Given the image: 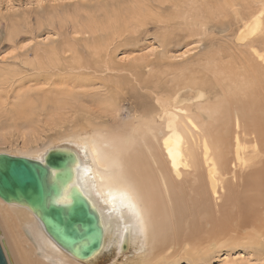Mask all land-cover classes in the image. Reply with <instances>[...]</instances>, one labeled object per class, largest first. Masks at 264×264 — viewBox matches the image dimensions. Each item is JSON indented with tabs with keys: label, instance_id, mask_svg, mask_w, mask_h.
Returning <instances> with one entry per match:
<instances>
[{
	"label": "bare ground",
	"instance_id": "obj_1",
	"mask_svg": "<svg viewBox=\"0 0 264 264\" xmlns=\"http://www.w3.org/2000/svg\"><path fill=\"white\" fill-rule=\"evenodd\" d=\"M213 1H204L203 16L214 10L223 15V22L231 17L233 25L239 18L244 21L235 45L241 57L232 51L227 61L210 63L211 70L205 68L207 76L210 73L207 82L205 69L197 72L203 73L199 78L205 83L195 80L190 87L193 106L176 110L178 105L172 107L166 94L157 97L153 107L132 108L142 116L130 114V120L115 127L91 121L68 137L66 144L25 157L43 161L49 151L57 149L76 154L74 185L98 211L104 228L98 257L113 249L120 255L126 247L144 264H165L180 253V258L198 262L207 257L209 248L220 245L248 248L264 264V54L255 47L264 32V0ZM201 14H177L173 18L177 21L184 16L176 24L158 21L165 42L185 35L179 29L176 33L174 24L198 26L205 32L208 22ZM113 34L119 40L124 33L114 29ZM110 46L91 51L89 64L77 58V51L70 61L56 53L51 57L58 72L104 73L95 77L103 80L109 93L105 111L117 118L120 110L115 103L122 99V85L108 55ZM242 54L250 56L242 58ZM42 59L38 56L36 61ZM59 62L67 66L60 67ZM182 100L186 99H176ZM67 192L59 202L68 201ZM0 211L11 224L9 233L22 264L96 263L98 257L82 262L62 249L30 209L0 199ZM2 246L12 264L6 245Z\"/></svg>",
	"mask_w": 264,
	"mask_h": 264
},
{
	"label": "rangeland",
	"instance_id": "obj_2",
	"mask_svg": "<svg viewBox=\"0 0 264 264\" xmlns=\"http://www.w3.org/2000/svg\"><path fill=\"white\" fill-rule=\"evenodd\" d=\"M204 1L207 0H0V154L36 156L44 149L66 144L68 137L82 127L87 128L91 121L108 127L128 121L130 114L140 113L132 110L134 106L153 107L157 97L166 94L171 97L172 107L178 105L176 110L193 106L190 87L195 80H203L199 78L203 73H199L205 71L207 76L205 68L210 63L227 61L232 51L241 57L235 45L244 21L239 18L233 25L229 16L223 22V15H217L214 10L203 16L200 10L205 8ZM165 7L169 8L163 11ZM179 13L190 17L201 14L208 22L206 31L198 26L175 25L182 22L184 15L178 21L173 19ZM165 20H173L175 32L182 30L185 35L165 42L158 26V21ZM114 29L124 33L119 40L113 34ZM262 38L264 32L255 47L264 54ZM107 44H111L108 55L122 85V99L115 103L120 110L117 118L108 114L105 103L109 101V93L103 80L95 77L104 73L87 76L73 75L67 70L58 72L51 57L56 53L70 61L77 51V58L89 64L93 62L91 51ZM240 51L243 53L244 48ZM244 55L242 58L250 56ZM38 56L43 57L42 61H36ZM59 64L63 68L67 66L63 62ZM208 76L204 77L206 82ZM179 96L186 100L176 101ZM3 216L0 211L1 243L6 245L12 264H22L9 233L11 224ZM219 246L209 248V255L198 262L182 259L180 253L165 264L263 263L248 248ZM113 250L105 251L95 264H144L131 248L125 247L120 255Z\"/></svg>",
	"mask_w": 264,
	"mask_h": 264
},
{
	"label": "water",
	"instance_id": "obj_3",
	"mask_svg": "<svg viewBox=\"0 0 264 264\" xmlns=\"http://www.w3.org/2000/svg\"><path fill=\"white\" fill-rule=\"evenodd\" d=\"M77 162L67 149L51 150L43 161L0 154V199L30 209L62 249L87 262L101 253L105 234L100 214L74 185ZM0 264H9L1 241Z\"/></svg>",
	"mask_w": 264,
	"mask_h": 264
}]
</instances>
